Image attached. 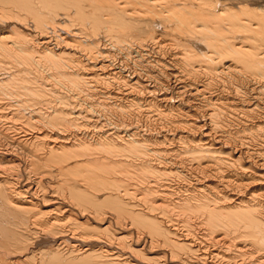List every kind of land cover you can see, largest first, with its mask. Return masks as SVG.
Masks as SVG:
<instances>
[{
  "label": "bare ground",
  "instance_id": "obj_1",
  "mask_svg": "<svg viewBox=\"0 0 264 264\" xmlns=\"http://www.w3.org/2000/svg\"><path fill=\"white\" fill-rule=\"evenodd\" d=\"M0 264H264V0H0Z\"/></svg>",
  "mask_w": 264,
  "mask_h": 264
}]
</instances>
